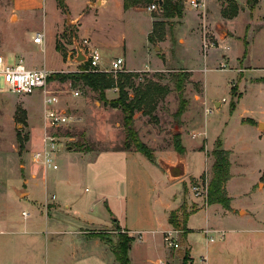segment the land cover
I'll return each mask as SVG.
<instances>
[{"label": "rangeland", "instance_id": "374dc122", "mask_svg": "<svg viewBox=\"0 0 264 264\" xmlns=\"http://www.w3.org/2000/svg\"><path fill=\"white\" fill-rule=\"evenodd\" d=\"M88 1L87 6V0H66L65 13L53 0H37V13L21 14L18 21L9 11L12 0H0V55L10 62L16 58L25 62L13 54L25 49L38 68L55 74L48 84V90L56 91L59 98L54 108L70 118L67 125L52 126L45 119L43 92L14 95L0 83V264H55L44 244L38 245L24 232L35 229L40 214L58 208L55 202L42 201L47 193L51 198L66 191L71 192L73 209L83 215L82 219L96 224L107 221L106 201L117 219L124 197H128L137 221L159 217L162 225L167 221L165 214L174 212L170 213V225L179 232L174 239L178 249L168 246L160 226H142L141 236L113 221L110 228H83L88 236L104 238L112 250L120 236L132 237L131 264H181L180 253L188 248L183 239L185 210L193 213L187 220L188 227L194 229L188 240L197 264L207 253L226 264L233 247L243 251L249 264H264V253L259 252L263 251L260 245L264 246V140L259 141L254 130L243 124L247 120H240L245 112L257 117L264 111V0H205L202 10L191 8L188 0H173L181 1L184 7L182 17L173 19L164 17L160 4L152 9L157 1L128 11H124L123 0H104L103 7L98 4L101 0ZM42 14H47V19ZM68 18L71 24L67 25ZM62 20L66 21L64 26ZM156 22L163 25L152 33ZM81 27L88 31H83L84 36L79 34ZM37 32L45 35L42 45L33 42ZM84 39L99 49L100 70L122 56H127L132 67L164 64L160 71L130 72L125 65L121 72L136 75L133 86L125 89L131 98L150 86L144 106L135 112L134 128L153 150L155 162L138 155L129 182L124 156L108 160L105 156L93 162L80 154L121 150L126 136L120 110L105 106L99 94L84 84L65 80L83 68L68 55L74 42ZM182 75L187 80L181 99L174 78ZM114 89L118 98L120 91ZM75 92H79L78 97ZM181 100L185 110L178 117ZM215 102L222 106L216 108ZM183 133L185 152L180 154L174 144L178 135L182 142ZM50 138L55 139L51 142ZM50 143L56 144L53 162L57 170L46 169L35 159L36 154L50 148ZM219 147L230 154L233 177L227 196L233 199L231 207L253 209L258 221L255 227L247 217L244 226L248 231L240 243H233L238 234L229 232L235 219L224 215L223 206L209 207L206 198L192 191L194 186L209 190L213 174L205 151ZM158 151L184 155L187 173L203 174L186 179L187 183L174 178L169 181L156 167H160ZM208 226L213 231L206 238L201 229ZM221 233L225 234L222 240L208 241Z\"/></svg>", "mask_w": 264, "mask_h": 264}, {"label": "crops", "instance_id": "0c3cea01", "mask_svg": "<svg viewBox=\"0 0 264 264\" xmlns=\"http://www.w3.org/2000/svg\"><path fill=\"white\" fill-rule=\"evenodd\" d=\"M36 1L37 0H12V5L10 6L11 9H9V11L12 14L11 17L16 16L18 18V21H19L21 19L22 15L24 17H26L32 13L36 14L37 13L36 9H38V6H35ZM43 1H48V0H43ZM53 1L56 3L55 0H53ZM98 4L99 5L102 4L101 6L103 7L104 0H103V2H102V0L99 1ZM88 5H89V1L87 0V6ZM41 17H43V19H47V14H42ZM65 22L66 21L62 20L63 26L65 25ZM70 22H71V20H70V18H68L67 25L71 24ZM81 28L82 29H80L79 34H80V36H84L85 34H87L88 31L85 30V27H81ZM83 31L85 32V34L83 33ZM37 33H39V32H37ZM37 33H35V35ZM226 33L227 32L224 30V34H226ZM55 40H56V37L54 39V47H55ZM13 54H14V56H20V57L24 58L26 65L27 66L29 65V67H30L29 69H33V70L40 69L37 67V65L35 63H32L31 58L28 57V53L25 49L16 50ZM117 58L124 59L125 65L130 72L157 71V70L160 71L164 68V64L161 61L160 62L163 65L161 67L151 68V67L146 66L145 68H138V67H132L130 65L127 56H124V57L122 56V57H117ZM109 69H110V66L104 68V70H109ZM116 92L117 91L115 89H110V90L106 91V98H108L110 101L117 99V96H116L117 94H113ZM109 93H111L112 95H109ZM216 103L217 102H215V104ZM205 104L207 106L208 102L205 101ZM221 106H222V104L220 102V107ZM254 116L255 115H253L252 112H250V113L245 112L242 115L240 120H242V119L247 120V122L243 123V124H247L248 126H250L251 129L254 130V133L257 135V138L259 139V141H262V140H264V132L263 133L260 132L259 124H264V111L259 116H257V117L256 116L254 117ZM185 134L186 133H183V135H182L183 146H184V135ZM202 147H203V144H202ZM197 150H199V149H197ZM212 151L213 150L205 151L206 158H207V161L209 163L208 169L209 168L211 169L213 164H214V158L212 156ZM168 152H170V153H167L165 151H158L159 154L158 153L157 154L160 155L159 156L160 167L157 165H156V167H157V169H159L160 172L164 173L165 176L168 177L169 181L173 182L172 177L170 176L168 170L165 168L166 165L174 166L178 163H182L184 165V168H185V176L181 179H182V181H184V183H187L186 179H188L190 177L191 178H198L203 174L202 173L200 176H193V175L188 174L187 173L188 172V166H187V163L184 159L185 158L184 155H178V154H175L174 152L172 153V151H168ZM209 152H210V154H209ZM80 154H83L84 156H86L88 158L90 157L93 162H97L98 160L102 159L105 156L107 157L106 158L107 160L109 159V157H114V155L124 156L125 162H126V172L128 173L127 174V181L128 182H129V179L131 177L130 171H132V164L136 162V160H137L136 157L138 155H140V153H137L134 151H122V150H105V151H100V152H88V153H80ZM150 167H152V165ZM260 175H261V172L259 173L258 177H260ZM232 177L233 176L231 175V178ZM228 182L226 184V194H228V190H227ZM116 185H117V183H116ZM257 193H255L253 191L250 192V194H257ZM185 195H186V189L184 190V197H185ZM71 196H72V194L69 191L68 192L66 191L65 194H58V195L53 194L51 196V198L47 193L45 199H43L42 201H46V202H50V203L55 202L58 205V208L55 210V212L47 213L46 215L40 214L41 218L39 219L37 225L35 226V229H33L32 231L27 230L26 232H24V233L29 234L30 236H33L32 239L34 240V242H37L38 245L39 244L42 245V243L44 244L45 250H47L49 252V254L54 258L53 261L55 262V264H119L115 259V256L112 252V249H110V247L104 241H102L101 238L88 236L87 232H85L83 230V228L84 229H86V228L87 229L88 228H99V229H101L102 227L110 228V227H112V223H114V221L117 220L119 225H122L126 229L127 232H129L135 236H139V235L141 236L142 235L141 232L144 231L143 228L146 226L149 228L150 227L156 228V226H160L161 227L160 232L163 236L167 232L171 231L172 225H170V221H171L170 213L171 212L174 213L173 211L169 212V214H168L169 216L168 215L166 216V214H165L164 219H166L167 221L162 225H160L162 220L159 217H154L151 219H144V218L142 219L141 218L137 221L135 219L133 212H132L128 197H124V198L121 197L122 198L120 201L121 207H122L121 215L119 217H117V219H114L116 216H115L113 210L111 209V207L109 206L108 202L106 201L105 206L107 207L106 209L108 210V214L106 213L107 221H106L105 225H103L102 223L96 224L94 222H87V221L83 220L82 219L83 215L78 214V211L73 209V202H72V200H70ZM101 197H102V199H104L103 196H101ZM53 199H54V201H52ZM232 200L233 199L230 198V204H231ZM209 207H211V206H209ZM204 209H206V208H204ZM243 209L246 210L245 215H242ZM225 211H226V213H224L225 216L230 217L231 219H235V227H233V229H231L229 231L230 233L238 234L236 236H233V240H234L233 243H240L245 236L244 234L248 231L247 227L244 226V224L247 223V222H245L247 217H250L248 220L249 221L248 223H250V225H253L255 227L258 225V221L256 219V214L254 212H252V211H254L253 209H249L246 207H239L238 209H236V208L231 207V205H230V210L225 209ZM236 211H238L239 213H235ZM84 224H87V225H84ZM96 225L98 227H96ZM142 226H144V227H142ZM186 228L189 231L187 238H186V241H187L188 249L190 251V256L193 260V263L197 264L195 258L193 257V254H192L193 247L189 244V240H188L189 236L192 234V231H194V229L188 227L187 223H186ZM201 230H203V231L208 230L210 233H211V231H213V229H211V227H209V226L204 228V229L202 228ZM257 237L261 238L263 236L258 235ZM132 248H133V244L131 246L129 256L131 255ZM259 250H263V251H259V252L264 253V246L260 245ZM50 251H51V253H50ZM230 251L231 252L228 253V256H229L228 262L226 264H247L248 263V262H246V258H244L245 256L243 255V251L241 249L233 247L232 249H230ZM49 254L47 253V256L50 259ZM130 260H132V259L130 258ZM203 261L206 264H223V263L217 262L218 260L214 256H212L211 254H208V253H207V255H205V257L200 258L201 264H203L202 263ZM154 263L158 264L157 261ZM154 263L149 262L148 264H154ZM160 263L163 264V261H160Z\"/></svg>", "mask_w": 264, "mask_h": 264}, {"label": "trees", "instance_id": "16d2710c", "mask_svg": "<svg viewBox=\"0 0 264 264\" xmlns=\"http://www.w3.org/2000/svg\"><path fill=\"white\" fill-rule=\"evenodd\" d=\"M58 7L63 10V12H67L66 0H55ZM153 1H157L158 6L160 4L161 8L164 11V17L166 19H173L175 17L181 18L183 15L184 7L181 1L173 2V0H123V8L124 11H128L132 8L139 7L143 4H151ZM162 23L156 22L154 24V29L152 33H156L159 28L162 27ZM153 39V37H151ZM247 53V52H246ZM88 66L83 65V68L80 72L71 73L68 76H65V80H70L72 83H82L91 91L99 94L101 102L105 106H108L112 109L120 110L123 114V127L125 130V141L122 147V151H134L143 155L146 159H148L151 163L154 164L155 157L154 152L151 148H149L146 144H144L135 128H134V116L135 112L139 111L149 96L150 86L148 84L147 88L143 91H139L134 98H131L129 94L125 91L127 87L133 86L132 79L136 77L133 74H124L118 73L116 78L114 74L107 72H87ZM55 77V74L52 75V79ZM187 80V76L182 75L181 77L176 76L174 78V83L176 90L180 94V98L182 99L183 93L185 90V83ZM51 81V80H50ZM118 88L120 91L119 97L115 100H107L105 91ZM176 113V116L181 117L185 110V105L183 104ZM180 135L176 137V142L174 144L175 151L183 154L185 152V148L182 145ZM229 152L223 150L221 147L214 150L212 152V156L214 158V164L212 166V180L209 185L208 190V205H221L223 208L229 210L230 209V198L226 194L225 184L231 179V163L229 159ZM264 178V176H263ZM184 222L187 223L189 216L193 213H187L184 211ZM114 223H118L117 220ZM177 223L174 222V225ZM183 239L184 243L186 242L187 235L189 231L185 227L183 229ZM104 241V238L99 237ZM134 239L132 237L122 235L119 237V241L115 244L112 252L115 256L116 261L119 264H131L129 252L131 246L133 244ZM182 256L181 264H193V260L190 256V251L186 248L183 252L180 253Z\"/></svg>", "mask_w": 264, "mask_h": 264}, {"label": "built area", "instance_id": "2783aa9c", "mask_svg": "<svg viewBox=\"0 0 264 264\" xmlns=\"http://www.w3.org/2000/svg\"><path fill=\"white\" fill-rule=\"evenodd\" d=\"M191 8L195 10H202L205 8V0H188ZM158 4L152 6V9H156ZM45 40V35L43 33H37L34 36L33 42L37 45H42ZM78 49L82 51L85 56V61L80 63L81 65H87V72H107L112 74H118L123 71L125 66L124 59L117 58L111 62V67L109 70H100L101 55L97 48L93 47L89 40L84 39L81 42L75 41L73 45V51L69 53V60L75 61L78 56ZM77 63V62H76ZM53 73L46 69H29L22 59L16 58L10 62L6 57L0 55V83L4 82L6 85V91L14 95L29 96L37 91L43 92L45 95V119L52 126L67 125L70 122V118L66 115L64 111H60L54 108L59 104V98L56 91L48 90V84L50 80L52 81ZM55 78V77H54ZM53 78V79H54ZM54 81V80H53ZM0 92H3L0 89ZM76 97L79 96V92H75ZM55 138H50L51 142ZM50 148L42 153L35 155L36 161H41L46 169L57 170L58 166L53 162V153L55 150V143H50ZM194 195L208 200V190L203 191L200 187L194 186L192 188ZM210 232L208 230L204 231V236L207 238ZM178 231H169L166 233L165 242H167L169 247L178 249L180 245L176 242L175 235H178ZM225 237L224 233H221L219 237L208 238L210 243H214L215 240H222ZM203 264H206L204 261Z\"/></svg>", "mask_w": 264, "mask_h": 264}, {"label": "water", "instance_id": "95a60500", "mask_svg": "<svg viewBox=\"0 0 264 264\" xmlns=\"http://www.w3.org/2000/svg\"><path fill=\"white\" fill-rule=\"evenodd\" d=\"M160 4H161V2H160ZM75 61L77 63H83L85 61V56L80 49H78V56L76 57ZM215 106H216V108H219L220 102H217L215 104ZM259 128L263 129L264 124H259ZM165 168L168 170L170 176L174 179H181L185 176V168H184V165L182 163H178L174 166L166 165ZM170 222L172 223V220Z\"/></svg>", "mask_w": 264, "mask_h": 264}]
</instances>
